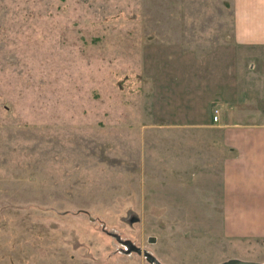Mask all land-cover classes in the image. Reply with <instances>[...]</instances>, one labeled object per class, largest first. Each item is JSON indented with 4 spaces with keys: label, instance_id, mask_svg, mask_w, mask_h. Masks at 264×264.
I'll return each instance as SVG.
<instances>
[{
    "label": "rangeland",
    "instance_id": "rangeland-1",
    "mask_svg": "<svg viewBox=\"0 0 264 264\" xmlns=\"http://www.w3.org/2000/svg\"><path fill=\"white\" fill-rule=\"evenodd\" d=\"M233 12L0 0V264H264V237L226 234L189 163L211 98L264 79Z\"/></svg>",
    "mask_w": 264,
    "mask_h": 264
},
{
    "label": "crops",
    "instance_id": "crops-1",
    "mask_svg": "<svg viewBox=\"0 0 264 264\" xmlns=\"http://www.w3.org/2000/svg\"><path fill=\"white\" fill-rule=\"evenodd\" d=\"M233 35L239 45L264 50V0H234ZM247 76L213 95L211 118L197 125L205 137L192 141L189 163L199 167L195 178L212 184L226 234L264 237V79Z\"/></svg>",
    "mask_w": 264,
    "mask_h": 264
},
{
    "label": "water",
    "instance_id": "water-1",
    "mask_svg": "<svg viewBox=\"0 0 264 264\" xmlns=\"http://www.w3.org/2000/svg\"><path fill=\"white\" fill-rule=\"evenodd\" d=\"M150 240L152 241L153 238H150ZM149 260H151V258H149ZM154 264H159V263L155 262ZM220 264H262V263H258L254 261L239 260V259H230Z\"/></svg>",
    "mask_w": 264,
    "mask_h": 264
},
{
    "label": "built area",
    "instance_id": "built-area-1",
    "mask_svg": "<svg viewBox=\"0 0 264 264\" xmlns=\"http://www.w3.org/2000/svg\"><path fill=\"white\" fill-rule=\"evenodd\" d=\"M215 112V114L213 115V117H212V119L214 120V121H216L217 119H218V116L216 115V110L214 111Z\"/></svg>",
    "mask_w": 264,
    "mask_h": 264
}]
</instances>
